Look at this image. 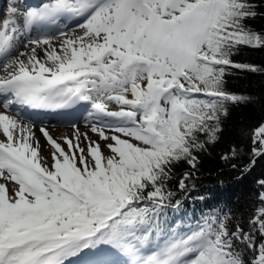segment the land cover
<instances>
[{"label":"snow or ice","instance_id":"1","mask_svg":"<svg viewBox=\"0 0 264 264\" xmlns=\"http://www.w3.org/2000/svg\"><path fill=\"white\" fill-rule=\"evenodd\" d=\"M255 0H6L0 5V264H264V177L246 217L186 201L222 142L242 48H264ZM73 109L54 136L24 110ZM89 132L95 135L93 139ZM219 160L242 179L264 158V120ZM247 156V162L244 157ZM187 167L177 172L176 166ZM172 181H176L172 186ZM222 186L223 181H218ZM246 212L248 209L245 210Z\"/></svg>","mask_w":264,"mask_h":264},{"label":"trees","instance_id":"2","mask_svg":"<svg viewBox=\"0 0 264 264\" xmlns=\"http://www.w3.org/2000/svg\"><path fill=\"white\" fill-rule=\"evenodd\" d=\"M255 3L258 5V13H264V0H255ZM247 23L258 31H264V15H257ZM234 59L264 68V48H242ZM225 81V86L229 91L251 95L255 103L230 107L229 116L224 121L222 142L211 150L210 156L202 157L199 165L200 178L196 180L198 190L192 193V196L209 195L211 198L203 202L186 201L185 207L189 211L194 208L199 212L211 205L225 203L231 206L234 212L244 214V226L246 227V217L251 211L250 206L254 203L251 194L257 191L253 187L254 179L264 177V158L257 160L250 173L236 180L238 173L222 163L217 152L230 142L237 145L243 144L247 150L250 141L241 137L240 130L242 128L252 129L258 122L264 120V73L232 69L231 73L225 76ZM244 162H247V156L244 157ZM186 167L181 163L176 166V171L180 172ZM221 180L224 182L222 186L218 183ZM171 183L174 187L176 181ZM246 209H248L247 212Z\"/></svg>","mask_w":264,"mask_h":264},{"label":"bare ground","instance_id":"3","mask_svg":"<svg viewBox=\"0 0 264 264\" xmlns=\"http://www.w3.org/2000/svg\"><path fill=\"white\" fill-rule=\"evenodd\" d=\"M4 3H6V0H3ZM75 113V112H74ZM74 113H62V115H65L67 116L68 120L70 119V117L74 114ZM62 119L64 118V116H61ZM80 120L79 121H71L70 123H76L77 126L79 127L80 131L81 132H84V131H88V129L85 127V122L82 118V116H77ZM59 118V120H62ZM34 120V119H33ZM67 120V121H68ZM35 121V129H36V135L37 137L40 138V142H41V145H42V152L45 156H48L49 153L48 151H46L44 149V145L46 144V141L43 139V137L41 136V134L39 133V128L41 127V122H43V126L47 127L48 130L56 137H59L61 135H67V134H70L72 132V127L71 126H67V127H60L59 123L56 122V120H42V121H39V120H34ZM89 135L95 139V135L92 134L91 132H89ZM2 138V137H0ZM92 255L91 254H88L86 256H82V257H79V258H73L72 260V264H77V260H84V259H92Z\"/></svg>","mask_w":264,"mask_h":264},{"label":"rangeland","instance_id":"4","mask_svg":"<svg viewBox=\"0 0 264 264\" xmlns=\"http://www.w3.org/2000/svg\"><path fill=\"white\" fill-rule=\"evenodd\" d=\"M71 126L72 124H66V125H59L60 127H67V126Z\"/></svg>","mask_w":264,"mask_h":264}]
</instances>
